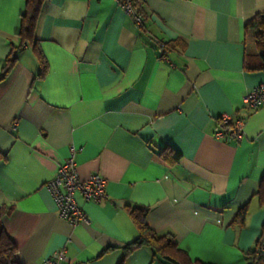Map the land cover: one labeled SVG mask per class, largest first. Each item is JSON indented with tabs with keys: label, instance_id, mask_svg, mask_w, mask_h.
<instances>
[{
	"label": "crops",
	"instance_id": "1",
	"mask_svg": "<svg viewBox=\"0 0 264 264\" xmlns=\"http://www.w3.org/2000/svg\"><path fill=\"white\" fill-rule=\"evenodd\" d=\"M136 26L116 0H43L31 46L0 81V229L19 264H164L138 238L128 208L191 260L249 264L264 230L254 197L264 178V105L242 98L264 85L247 28L264 0H136ZM24 0H0V68L15 44ZM158 43H169L166 57ZM255 51L249 53V47ZM222 115L245 118L243 139H215ZM77 149L79 179L97 173L106 198L79 204L88 224L57 216L46 183ZM180 159L170 164L168 149ZM161 154L163 157H161ZM248 205L242 227L232 225Z\"/></svg>",
	"mask_w": 264,
	"mask_h": 264
},
{
	"label": "trees",
	"instance_id": "2",
	"mask_svg": "<svg viewBox=\"0 0 264 264\" xmlns=\"http://www.w3.org/2000/svg\"><path fill=\"white\" fill-rule=\"evenodd\" d=\"M134 13L142 16V24L144 20V12L136 3V0H130ZM43 0H24L23 9L19 15V26L15 33L16 43L10 44V50L3 61V65L0 68V81L3 80L13 68L16 62L17 52L23 46H31V49L37 59L40 72L38 77H43L46 73L47 65L44 57L42 56L37 41L34 39V31L36 22L39 16L40 7ZM138 27L143 28V25ZM247 28H255L257 30L254 37V48L257 53L256 64L252 67L245 66L246 71H261L264 72V11L255 15L254 19L246 25ZM157 46H161V57H166L169 43H158ZM219 125V122H218ZM161 157L162 154H161ZM165 160L170 164L177 163L180 159V155L173 149H168V158ZM254 197L257 198L259 206H264V178L261 179L257 192ZM130 216L134 220L138 229V238L126 245L123 248L124 256L131 253L135 248L144 246L152 251L155 258L160 260L164 264H204L199 261L191 260L185 252L180 250L176 242L169 235L155 234L144 222L146 210L142 208H128ZM248 213V205L240 207L232 221V225L242 227ZM261 246H264V230L255 244V247L245 255L250 259L249 264H254L257 260V253ZM17 250L9 238L0 229V264H19L17 259Z\"/></svg>",
	"mask_w": 264,
	"mask_h": 264
},
{
	"label": "built area",
	"instance_id": "3",
	"mask_svg": "<svg viewBox=\"0 0 264 264\" xmlns=\"http://www.w3.org/2000/svg\"><path fill=\"white\" fill-rule=\"evenodd\" d=\"M117 5L131 18L136 26L142 24V16L134 13L130 0H116ZM162 54L161 46L158 47ZM242 105L251 110L264 105V85L256 86L242 98ZM218 129L213 137L224 142H240L243 139L245 118L222 115L218 118ZM77 149L70 148L68 156L57 168L54 176L46 183V189L57 207V216L69 226L87 225L88 220L79 200L82 202L100 203L106 198L105 180L97 173L90 174L85 180L79 179L75 162ZM65 261L63 251L55 253L51 258L42 260L40 264H58ZM254 264H264V246L257 253Z\"/></svg>",
	"mask_w": 264,
	"mask_h": 264
},
{
	"label": "rangeland",
	"instance_id": "4",
	"mask_svg": "<svg viewBox=\"0 0 264 264\" xmlns=\"http://www.w3.org/2000/svg\"><path fill=\"white\" fill-rule=\"evenodd\" d=\"M254 52H255V51L253 50V46H250V47H249V53H250V54H253Z\"/></svg>",
	"mask_w": 264,
	"mask_h": 264
}]
</instances>
